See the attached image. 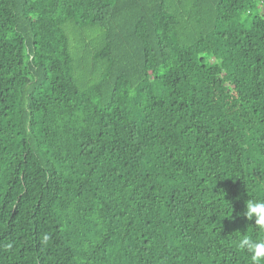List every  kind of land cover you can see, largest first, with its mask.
Instances as JSON below:
<instances>
[{
  "label": "trees",
  "instance_id": "trees-1",
  "mask_svg": "<svg viewBox=\"0 0 264 264\" xmlns=\"http://www.w3.org/2000/svg\"><path fill=\"white\" fill-rule=\"evenodd\" d=\"M247 200L264 0H0V264H254Z\"/></svg>",
  "mask_w": 264,
  "mask_h": 264
},
{
  "label": "clouds",
  "instance_id": "clouds-1",
  "mask_svg": "<svg viewBox=\"0 0 264 264\" xmlns=\"http://www.w3.org/2000/svg\"><path fill=\"white\" fill-rule=\"evenodd\" d=\"M243 215L248 220L254 219V224L264 230V201L247 200ZM237 247L246 249L251 254L254 264H259V261L264 259V240L255 241L243 237L237 242Z\"/></svg>",
  "mask_w": 264,
  "mask_h": 264
}]
</instances>
